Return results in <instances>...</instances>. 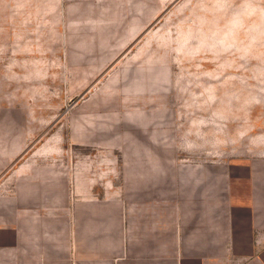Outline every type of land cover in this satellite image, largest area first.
<instances>
[{
	"label": "rangeland",
	"instance_id": "374dc122",
	"mask_svg": "<svg viewBox=\"0 0 264 264\" xmlns=\"http://www.w3.org/2000/svg\"><path fill=\"white\" fill-rule=\"evenodd\" d=\"M36 142L68 191L199 216L204 187L225 259L264 264V0H0V177Z\"/></svg>",
	"mask_w": 264,
	"mask_h": 264
},
{
	"label": "crops",
	"instance_id": "0c3cea01",
	"mask_svg": "<svg viewBox=\"0 0 264 264\" xmlns=\"http://www.w3.org/2000/svg\"><path fill=\"white\" fill-rule=\"evenodd\" d=\"M60 150L33 143L27 149L26 172L19 165L16 173L0 177V264H228L223 232H211L210 216L205 218L204 187L199 216L190 211L187 198L181 201V214L169 202L124 204L130 195L83 194L76 184L68 191ZM49 154L57 157L47 159ZM182 170L173 174L181 184L205 179L204 171L200 176ZM142 172L145 182L168 179L162 161L155 160L152 173ZM73 177L76 181L77 172ZM9 180L17 188H8ZM228 262L236 264V257Z\"/></svg>",
	"mask_w": 264,
	"mask_h": 264
}]
</instances>
